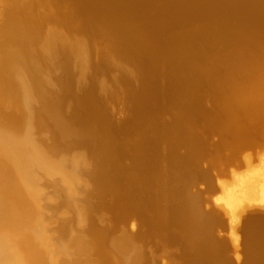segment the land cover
<instances>
[{
  "label": "bare ground",
  "instance_id": "obj_1",
  "mask_svg": "<svg viewBox=\"0 0 264 264\" xmlns=\"http://www.w3.org/2000/svg\"><path fill=\"white\" fill-rule=\"evenodd\" d=\"M0 24V245L16 248L14 264H148L138 241L152 236L180 246L184 264H264V221L241 228L248 209H264V159L223 188L218 212L194 189L203 180L213 191L221 164L256 143L264 150V0H0ZM88 31L92 45L72 35ZM133 59L141 82L128 136L93 85L76 94V119L60 117L56 102L33 107L40 73L45 86L61 73L71 88L90 68L112 74L113 61ZM113 81L109 99L127 83ZM36 119L51 129L54 153L74 141L82 154L52 159L28 127ZM18 120L23 131H10L6 121ZM134 219L130 231L139 225L144 236L126 234ZM254 240L261 250L251 253Z\"/></svg>",
  "mask_w": 264,
  "mask_h": 264
},
{
  "label": "rangeland",
  "instance_id": "obj_2",
  "mask_svg": "<svg viewBox=\"0 0 264 264\" xmlns=\"http://www.w3.org/2000/svg\"><path fill=\"white\" fill-rule=\"evenodd\" d=\"M0 27H1L0 28L1 29L0 33H1L2 32V26H0ZM72 35L77 36L78 38H82L83 40L86 41L87 45L88 44L92 45V41L95 40L93 34L90 31H88V33H85V34L73 32ZM95 45L97 46V52H100V55H98V56L100 57V59L103 62H105L106 61L105 60L106 54L108 52L104 48V44L97 42ZM89 50L91 52V48H89ZM91 55H92V53H91ZM137 60L133 59L134 65L130 64V62H128V61H126V62H128V64L123 62V61H120V60L113 61L114 62V63H112L113 67L111 66V68H112V70H114V68H116V71L115 70L113 71L114 74L113 73L111 74L109 72L104 73L105 65L103 63H101L100 67H98L99 72L96 71L95 73H92L94 71L92 70V72H91V68H90L89 69L90 71H88V74L85 77L86 78L85 81L86 80L87 81L85 82L84 79L80 81L81 85L83 84L82 81L85 82L84 83L85 86H83V85L81 86L80 84L77 85V81H76L77 78L76 79L74 78V81H72V83L74 84V87L72 86L73 84L71 83V85H70L71 88H69V86H67L66 82H64V81H66V77H64L63 74L59 73L57 75H60L61 79L57 75L51 79V82L52 83L54 82V85L55 86L57 85V87H55L53 84H51L49 86L46 85L47 87H49V90H48V88L45 86L47 79H44V77L42 76V73H40V75H39L40 78L39 77L38 78L40 79V84H41L40 87L43 86V89L40 92H39V90H36V89L33 90V97H34V103H33L34 106L33 107H35V108L40 107L41 108V106H43L46 103H55L56 102L57 104L61 105V107L64 106V109H63L64 115H61L60 117L65 118L67 116V117H70L72 119H76L78 116L76 114V112L80 111V109H79L80 104L77 101V99L79 97L76 94L81 96L83 94L81 92L83 90H86V86L88 88L89 87L92 88L93 86H96V88L98 90L95 88V90L97 91V92L96 91L95 92L102 96V100L106 101L108 99L107 101H110V102H108V104H109L108 106L106 104V108H107L106 110H108L107 114H109V118L113 122V128L115 130H119V128L121 127L119 132L121 134H124V136H128L129 134L126 132L128 131L129 127L126 124H127V121L132 117V115L134 113L133 98L132 97L137 95L136 89L140 86V82H141L139 71L135 67V65H137V63H138ZM40 64L43 66L44 63L42 64V61H41ZM119 69H120V71H119ZM123 73H125V74H123ZM57 77L60 80L59 79L57 80ZM116 78H120V80H122V78H125L127 83L123 86V90H121L120 92L119 91L117 92L118 95H117V93H115L117 95V96L114 95L115 98L111 97L109 99L110 94H113L112 92L114 91V89H116V87L114 88V81H113ZM61 80H63V81L61 82ZM56 81H57V83H56ZM58 81H60V83ZM43 82H45V83H43ZM90 82H92V83L90 84ZM88 83L91 86L90 85L88 86ZM52 85L54 87L53 90H52L53 87H51ZM50 87H51V90H50ZM77 87L79 88V90ZM80 87H82L83 89L81 90ZM74 88L77 89L78 91H74L75 90ZM101 88L102 89L106 88L108 90V91L105 90V91H107V93L105 95H103L105 93V91H103ZM70 89H71V91H70ZM56 93H58V94L60 93V94L58 95ZM71 94H72V96H71ZM200 94L202 96H204V98H205V104H204L205 108L208 110H214L215 109V103L210 98L209 92H207V90L205 88H202L200 91ZM60 95L63 98V102L58 100V97ZM73 95H74V97L76 95V97L73 98ZM101 96H98V97L101 98ZM105 101H102V102H105ZM15 116H17V115H15ZM171 118H172V116L170 114L163 113L159 117V120L162 123H168L171 121ZM5 124L10 129V131H13L16 133H21L24 129V123L21 120H18L17 122L6 121ZM28 125H29L28 127L32 128V130L35 132V134L38 137L45 140V142L43 143L45 145L43 147L47 151L46 153H48V155L52 159H55V160L65 159L66 161H69L72 157H75V156L82 154V149H81L80 145H77L74 141L65 142V145L61 146V150H58L57 152L54 153V151L51 150V148L53 147V140H52V136H51L52 133L50 131L51 129H47L46 127H48V126H46V125H44V128H42L41 126H43V125L40 124V122H38L37 119L34 122H30ZM79 126H80V124H75L74 127L78 128ZM131 127L136 129V126H131ZM148 135L151 136L152 133H148ZM201 138H203L205 140L206 134L201 133ZM209 140L211 141L210 144L213 143L214 141H216L215 138L214 139L209 138ZM256 146L257 147L259 146L258 149L256 148ZM66 148H68L67 151L65 150ZM208 150L209 151L214 150V146L210 145ZM249 150L250 149H247L248 153H246V155L244 153V151L246 152V150L239 152L240 154H239V157L236 161H234V162L228 161V162H225L223 165L221 164L218 167V169L221 173V174H219L220 175L219 176L220 181L218 182L219 184L217 186L215 183V188L213 189V191H211V192L207 191V186L203 180H200L197 182V184L195 185L196 188L194 187V189H195V191L198 190L203 194L202 196L204 199V204L208 208L213 209V211L218 212L219 211V205L222 203L223 195H225V193L222 192L223 188L227 185H232L234 183V177H236L238 174L242 175V174L247 173L251 169L250 166L252 164L254 165V167H252V168H255V167L258 168L260 166V160L264 159L263 146L259 143L258 144L256 143L254 145V147H252L250 151ZM250 154H252V155H250ZM214 156L216 157V153H214ZM253 158H254V160H253ZM258 162H259V164H258ZM245 163L248 167H246ZM124 165H126V166L128 165L127 160L124 161ZM248 168H250V169L248 170ZM149 173H151V172H149ZM211 173L213 174V171ZM151 174L153 175L154 172H152ZM48 186H50V185L45 184L43 186L46 193L50 192V190H48ZM233 190H234V188H232V191ZM101 215L102 216L104 215L106 220L110 216L107 212H104ZM221 219L224 220L222 216H221ZM134 220L135 221H132V222L129 220L131 225L133 222L137 223L136 219H134ZM129 222H128V224L126 223L128 226L126 224H122V225L126 226V227L123 226L124 228L128 229L129 232L127 230H125V232L128 236H129V233H132V234L139 233V235H140V233H141V235L146 234V231L143 228H140L141 226H139V225L136 226L135 230H137V227H139L138 229L141 231L138 230V232L137 231L134 232L135 231L134 229H133L134 231L133 230L130 231V229L135 227L134 226L135 223H133V226L131 227ZM109 224L110 223L108 222V226H110ZM111 225H112V223H111ZM121 226L119 228H122ZM127 227H129V228H127ZM142 229H143V231H142ZM219 230H218V233H220V234L225 235L228 233L226 226H222V228L219 227ZM119 232H121V231L119 230ZM116 234L119 235L120 233H116ZM144 235H142V236H144ZM227 236H229V234H227ZM228 238L231 239L230 236ZM143 239H142V241H143ZM144 240L145 241L142 243L140 242L141 240L140 241L136 240L135 243L138 247V245H139L137 243V241H138L140 243V245L142 246V248L141 249L139 248V250H142L141 251L142 253L144 251V255L143 254L142 255L148 264H184L186 257L183 256V251H182V248L180 246H174L173 245L172 247L167 248V246L163 245L164 246L163 247L161 245L162 243H160V241H158V239L153 237V236L150 237V239L145 238ZM164 250H166V252ZM231 251H232V249L230 248L229 251L227 252V255L229 253H231ZM16 254H17L16 248H7L5 246L0 245V258L3 259V261H4L3 264H14L15 260H16ZM2 259H0V261H2Z\"/></svg>",
  "mask_w": 264,
  "mask_h": 264
},
{
  "label": "water",
  "instance_id": "obj_3",
  "mask_svg": "<svg viewBox=\"0 0 264 264\" xmlns=\"http://www.w3.org/2000/svg\"><path fill=\"white\" fill-rule=\"evenodd\" d=\"M213 210V209H212ZM203 211V210H202ZM211 212V210L209 211ZM249 220H258V221H261L262 220L264 221V209L263 208H251V209H248L244 215H243V224L241 226V228L243 229V227L245 226V221H248ZM228 240V239H227ZM226 243V241L224 242ZM228 245V243H227ZM264 245V243L262 244ZM252 249L250 250L251 253H255L254 251H258V250H261L260 249V244L255 242V240L252 242L250 241V245H249ZM229 247V246H228ZM263 247V246H262ZM230 259V258H229ZM229 263L231 264H237L236 262H234L233 259H230L229 260ZM247 263V262H245ZM244 263V264H245Z\"/></svg>",
  "mask_w": 264,
  "mask_h": 264
}]
</instances>
